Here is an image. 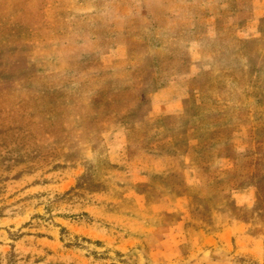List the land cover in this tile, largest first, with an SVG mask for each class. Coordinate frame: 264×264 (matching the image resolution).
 <instances>
[{
  "label": "rangeland",
  "instance_id": "rangeland-1",
  "mask_svg": "<svg viewBox=\"0 0 264 264\" xmlns=\"http://www.w3.org/2000/svg\"><path fill=\"white\" fill-rule=\"evenodd\" d=\"M0 264H264V0H0Z\"/></svg>",
  "mask_w": 264,
  "mask_h": 264
},
{
  "label": "crops",
  "instance_id": "crops-1",
  "mask_svg": "<svg viewBox=\"0 0 264 264\" xmlns=\"http://www.w3.org/2000/svg\"><path fill=\"white\" fill-rule=\"evenodd\" d=\"M111 54L121 55V49L114 50V51H112ZM102 61H103V62H107L105 58H102ZM160 251H161V250H160Z\"/></svg>",
  "mask_w": 264,
  "mask_h": 264
}]
</instances>
